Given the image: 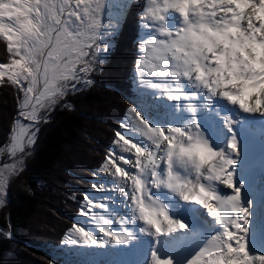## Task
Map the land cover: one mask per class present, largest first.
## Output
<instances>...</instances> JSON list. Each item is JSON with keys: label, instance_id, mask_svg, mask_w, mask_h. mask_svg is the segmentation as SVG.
Wrapping results in <instances>:
<instances>
[{"label": "snow or ice", "instance_id": "6c2138e0", "mask_svg": "<svg viewBox=\"0 0 264 264\" xmlns=\"http://www.w3.org/2000/svg\"><path fill=\"white\" fill-rule=\"evenodd\" d=\"M141 3L142 98L116 133L119 151L109 149L98 169L111 182L92 185L111 194H85L87 219L73 223L62 243L135 250L145 257L139 264H264V174L259 191L249 178V136L256 122L264 125V0ZM111 7L108 0H0V40L10 54L0 63V86L17 89L19 116L29 122L17 121L12 163L0 166V206L24 171L36 126L47 123L40 113L93 83L90 73L110 46L101 47L103 38L120 25ZM261 136L264 143V128Z\"/></svg>", "mask_w": 264, "mask_h": 264}, {"label": "trees", "instance_id": "16d2710c", "mask_svg": "<svg viewBox=\"0 0 264 264\" xmlns=\"http://www.w3.org/2000/svg\"><path fill=\"white\" fill-rule=\"evenodd\" d=\"M141 0L122 15L109 50L90 73L91 85H78L39 123L25 168L8 184L0 207V264H53L55 251L80 215L85 194L105 161L116 133L133 106V87ZM10 54L0 40V63ZM21 94L0 86V158L19 117ZM11 233V238L7 234Z\"/></svg>", "mask_w": 264, "mask_h": 264}, {"label": "rangeland", "instance_id": "374dc122", "mask_svg": "<svg viewBox=\"0 0 264 264\" xmlns=\"http://www.w3.org/2000/svg\"><path fill=\"white\" fill-rule=\"evenodd\" d=\"M132 1H134V0H108V3L112 6L109 9V13L111 14V16L113 18H117V17L119 18V21H120L119 28L121 27L122 15H123V13L125 11V10L122 11L119 6L121 4H124V3H128L129 4ZM104 22H105V24H107V22H108L107 21V18H105V21ZM141 34L143 35L142 31H141ZM112 36H114V35H106L103 38V41L101 43V47L102 48H103V42L104 41L107 42L110 39V37H112ZM139 41H140V39H139ZM108 44H110V42H108ZM104 55L105 54L103 52L100 53V59L101 60L103 59ZM145 74L147 75V73H145ZM81 85H85V84L81 83ZM135 91L137 93L139 92L140 93V96H141V91L142 90L138 87V81L135 84ZM141 98L142 97H140V99ZM137 99L138 98L136 97L134 103L137 102L136 101ZM40 114H41V116H46L45 112H41ZM18 120L20 121V124L27 125L29 123L27 120H24L22 117L19 116L18 119H16V126H15V128H19L20 127V124L17 123ZM125 120H126V118L124 119V121ZM38 125L36 127H38ZM122 131H125V129H122ZM36 136H37V133H36ZM11 137H12V135H11ZM9 144H10V142H9ZM32 149H33V145L31 146V148L27 149V151H29L31 153V150ZM117 150L119 151V148H117ZM6 152H7V156H8V158H7L8 161H2V159L0 158V166L5 165V164L10 165L12 163V159L10 158V155H9L8 146H7V150H5L3 152V154H5ZM127 155H129V154H127ZM26 156L24 158V163L26 161ZM0 170L6 171V170H4L2 168H0ZM102 182H109L110 183L111 182V177L107 173H105V172H99V171H97L96 181H94V183H96V184L99 185ZM7 190H8V186H7ZM91 192H93V194L92 193H89L88 194L91 198L100 197V196H103L105 194L104 192H99V191H97V190H95L93 188H92V191ZM107 195H110V193H108ZM6 199H7V196H6ZM95 210L98 211L100 209H95ZM86 219H87L86 217H82L81 216L75 222L79 221L81 224H83ZM93 250H95V249H93ZM93 250L92 249L91 250H88V249H80L78 247H75V246L68 245V244L64 243V245L61 246L60 249H59L60 252L56 253L57 257H54L53 264H56L57 263L56 262L57 260L60 261V263H57V264H99V261H101V260H103L105 258L104 255L99 257V253L100 252L105 253V252L103 250H95L96 252L93 251ZM88 252H94L95 255L97 253V255H98V256L96 255L97 258L94 261H90L89 258H92V257L88 256Z\"/></svg>", "mask_w": 264, "mask_h": 264}, {"label": "bare ground", "instance_id": "6f19581e", "mask_svg": "<svg viewBox=\"0 0 264 264\" xmlns=\"http://www.w3.org/2000/svg\"><path fill=\"white\" fill-rule=\"evenodd\" d=\"M127 154L128 153H123V155H125V156H127ZM254 188L257 191L260 190V188H261V178L257 179V184L255 185ZM107 194L108 193H105L104 195H107ZM117 210L119 211L120 209H117ZM98 211H101V210H98ZM258 247H259V244H258ZM93 251H95V250H93ZM113 251L114 250H110L107 253L106 252L105 253L100 252L99 253V257L104 255L105 258L103 260L99 261V264H116L118 260H116V257L114 255ZM96 255H97V253H96ZM96 255H95L94 252H88V256L92 257V258H89L90 261H94L97 258V256H98V255L97 256ZM131 260H132V256L130 254H128L126 252V250H122V252H120V261L118 262V264H131Z\"/></svg>", "mask_w": 264, "mask_h": 264}]
</instances>
